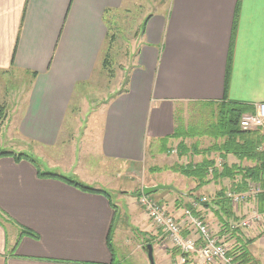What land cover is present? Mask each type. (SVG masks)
Returning <instances> with one entry per match:
<instances>
[{
	"label": "crops",
	"instance_id": "crops-1",
	"mask_svg": "<svg viewBox=\"0 0 264 264\" xmlns=\"http://www.w3.org/2000/svg\"><path fill=\"white\" fill-rule=\"evenodd\" d=\"M116 19L134 24L139 38L124 90L90 115L88 133L105 161L133 166L172 150L177 161L168 167L213 159L214 153L179 157L180 141L170 138L177 109L224 99L254 109L264 104V0H0V73L13 71L28 81L13 120L19 143L57 147L77 90L87 88L101 68L108 36L122 37ZM186 140L187 146L197 143ZM189 158L199 160L182 162ZM33 159L0 157V264H149L144 246L133 245L131 230L156 244L162 233L132 201L121 208L96 181L77 177L101 193L44 176ZM226 163L240 162L229 154ZM45 171L70 176L57 166ZM178 195L175 201L184 199ZM189 200L192 215L209 224V207ZM185 208L166 210L184 235L195 236ZM22 229L35 237L21 235ZM257 232L242 238L252 240L248 249L264 264V234ZM219 235L225 242L230 236ZM152 247L155 264H170L168 250Z\"/></svg>",
	"mask_w": 264,
	"mask_h": 264
},
{
	"label": "rangeland",
	"instance_id": "rangeland-1",
	"mask_svg": "<svg viewBox=\"0 0 264 264\" xmlns=\"http://www.w3.org/2000/svg\"><path fill=\"white\" fill-rule=\"evenodd\" d=\"M114 23L122 24L121 30L123 32L119 34L122 37H117V41L111 52V63L109 65V70L111 72L108 73V71L99 67L90 85H88L87 88H79L77 90V94H75L68 114V128L63 133L60 143L54 149H41L32 145H28L27 147L25 143L22 144L16 140L13 120L25 101V94L28 91V81L23 75L13 71L9 73H0V153L26 155L39 159L38 162L42 171L46 172V168L57 166L60 170L69 173V179L78 183H80L78 178L84 179L87 182L96 181L100 183L103 188H106V192L110 194L114 201L121 205V208H125L126 206L129 207L132 201L137 211L144 214L148 219V223L153 225L144 209L138 204V198L144 187H150L152 183L161 181L163 183L161 185L171 186L176 189L175 193L177 192V195L181 192L185 194L183 195L184 199L179 202L175 201L174 199H177L176 197L179 199V195H174L173 190L152 194L150 195L151 199L164 205V208L170 205L173 208L175 206H185L186 208L190 207L194 209L189 200L191 197L196 203L200 202L201 207L202 202L200 199H206V201L209 202L214 197V193L222 189H220V187L230 186L231 183L228 180V182L226 181L227 183L225 181L224 184L221 183L220 187L219 184L214 185L215 187L212 185L206 187L210 184L209 183L198 189L196 188V182H193V180L178 174L170 173L168 170L165 172L162 168L168 167L173 162L177 161L176 154L171 152L170 154L164 152L162 157H152L153 159L148 158L145 162L133 166L109 163L99 155L88 133V126L91 122L90 115L107 100L124 90L128 69L132 64L139 38V33L135 32L134 34L133 32L134 24L130 23L129 25L127 22L118 21V19H116ZM139 24L141 23L136 22V27H138ZM124 32L128 33L126 34ZM205 107L206 106L202 104H183L177 109L176 117L183 122L184 126L195 130L196 124L200 119H202L203 122L211 120L209 111ZM194 141H197V144L201 147H207L213 143L212 140L207 137H195L193 140H186L188 145ZM213 157L216 165L219 166L220 161L217 155H213ZM189 160L197 162L199 158H189L188 160H182V162H189ZM243 166L250 165L243 164ZM152 168H159L162 170L160 172H152ZM191 193L195 195L193 196ZM162 197H166V199L164 198V200ZM208 210L209 211L205 214H208L207 219L209 220V224L207 222L205 223L212 234L218 236L222 228L221 222L218 215L215 213V208L210 206ZM248 211L247 209L244 214L245 210H241L240 214H236V218L244 219ZM230 222L232 221H229L228 224ZM256 227L239 232L245 239H251L253 237V231L255 230L254 228ZM257 228L258 235H261V229L259 227ZM131 232L132 235L130 237L134 241H132L134 246L151 244L159 245L167 250L161 241H158L156 244L151 239H147L141 235L138 230L133 231L132 229ZM254 235L256 236V234ZM226 240L225 243L229 247L233 248L235 246V240L231 236ZM227 242H229L230 245ZM153 259L155 263V257H153Z\"/></svg>",
	"mask_w": 264,
	"mask_h": 264
},
{
	"label": "trees",
	"instance_id": "trees-1",
	"mask_svg": "<svg viewBox=\"0 0 264 264\" xmlns=\"http://www.w3.org/2000/svg\"><path fill=\"white\" fill-rule=\"evenodd\" d=\"M115 35H109L106 42V48L102 53L101 69L108 71L111 63V49L116 42ZM229 67V59H228ZM228 73V71H227ZM111 75V74H109ZM34 76V74H32ZM205 105L211 116V120L203 122L200 119L196 124V129L184 126L179 118H175L176 127L170 138L177 139L180 142L176 146L179 150V157L190 154L192 155H209L214 153L221 159L222 163L219 167L213 159H204L198 164L192 162L186 165H175L173 167H164L163 170H169L174 173H179L182 176L196 182V188H201L209 183H217L222 179L230 181V190L235 193H241L246 190L248 182L258 183L264 189V129L254 131H243L240 129L239 121L244 114H254V108L243 103L225 101L217 103H207ZM1 110V109H0ZM1 113V111H0ZM213 117V118H212ZM195 137H207L212 140V144L204 149L199 148V144L187 146L186 139ZM168 139H166L167 141ZM166 152V151H165ZM234 156L240 163L227 164L226 156ZM2 156H13L16 160L21 158L34 161L30 156L14 155L12 153H0ZM245 161L251 163V166H243L241 163ZM35 162V161H34ZM39 167V166H38ZM40 169V168H39ZM162 169L152 168V172H160ZM209 170H212L211 176ZM41 171V170H40ZM44 176H52L68 181L83 190L101 193L100 190H95L81 183L73 181L69 178L53 173H42ZM204 208L213 207L215 213L221 222V231L229 233V221L236 222L237 218L232 212L230 202L225 197V190L222 188L215 193L210 202L201 203ZM190 208V207H188ZM193 210L192 208H190ZM259 211H264V194L259 197ZM21 235L35 237V235L26 229L21 230ZM230 236L235 240V246L231 249L229 255L236 256L240 264H259L248 249V245L252 240H245L241 237L238 231H232ZM176 251H172L171 255H175Z\"/></svg>",
	"mask_w": 264,
	"mask_h": 264
},
{
	"label": "built area",
	"instance_id": "built-area-1",
	"mask_svg": "<svg viewBox=\"0 0 264 264\" xmlns=\"http://www.w3.org/2000/svg\"><path fill=\"white\" fill-rule=\"evenodd\" d=\"M239 126L243 131L264 129V104H257L254 114L242 115ZM171 153L176 151L172 150ZM211 173L212 170H209L210 176ZM262 194L264 189L254 182H248L246 190L241 193H235L230 188L225 190V197L230 202L235 217L236 214L241 213V210H245L244 214L247 209L249 210L244 219L237 218L236 222L229 223L231 230L229 234L232 231L250 230L256 226L261 229L260 233L264 234V211L258 209L259 197ZM200 201L207 202L206 199ZM138 204L144 209L153 225L161 231L160 241L165 248L170 254L176 251L174 256L171 255L170 264H240L236 256L229 255L232 248L221 239L220 235L212 234L202 217L192 215L190 208H185L183 215L195 236L184 235L180 223L164 208V205L154 201L150 196L141 193ZM257 227L254 229L257 230Z\"/></svg>",
	"mask_w": 264,
	"mask_h": 264
},
{
	"label": "water",
	"instance_id": "water-1",
	"mask_svg": "<svg viewBox=\"0 0 264 264\" xmlns=\"http://www.w3.org/2000/svg\"><path fill=\"white\" fill-rule=\"evenodd\" d=\"M166 190L176 191V189H174L171 186L158 184V185H154V186H150V187H144L142 189V194L145 196H150V195L155 194L157 192H162V191H166ZM143 250L146 252L149 264H155L154 259H153V247H152V245L151 244L145 245L143 247Z\"/></svg>",
	"mask_w": 264,
	"mask_h": 264
}]
</instances>
